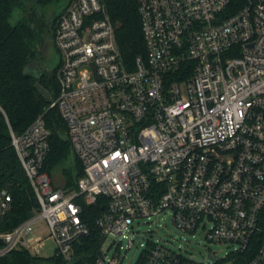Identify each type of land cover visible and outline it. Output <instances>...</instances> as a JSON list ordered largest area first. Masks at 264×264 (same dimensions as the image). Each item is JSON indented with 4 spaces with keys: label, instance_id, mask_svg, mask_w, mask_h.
<instances>
[{
    "label": "built area",
    "instance_id": "2783aa9c",
    "mask_svg": "<svg viewBox=\"0 0 264 264\" xmlns=\"http://www.w3.org/2000/svg\"><path fill=\"white\" fill-rule=\"evenodd\" d=\"M136 1L145 56L132 69L103 0H68L57 11L58 94L50 108L82 176L75 187L53 186L43 169L50 134L43 115L20 135L10 130L38 208L0 230V257L39 256L40 242L52 239V257L65 264H120L127 238V249L141 247L134 264H202L154 232L132 229L169 216L177 230L228 248L222 258L209 253L213 263L247 253L245 264H264V0ZM100 200L96 253L81 263L78 244L92 232L86 207ZM10 201L0 190V226ZM41 220L43 238L34 233ZM108 236L118 239L113 254L102 250Z\"/></svg>",
    "mask_w": 264,
    "mask_h": 264
},
{
    "label": "trees",
    "instance_id": "16d2710c",
    "mask_svg": "<svg viewBox=\"0 0 264 264\" xmlns=\"http://www.w3.org/2000/svg\"><path fill=\"white\" fill-rule=\"evenodd\" d=\"M63 0H0V190L10 194V207L2 220L0 230H8L32 216L38 203L33 189L11 145L10 130L20 135L33 121L43 115L49 130V152L43 169L50 175L60 173L68 187H75L82 176V166L73 155L67 137L66 126L55 107L50 103L58 94L57 67L42 70L36 78L29 66L39 59L40 46L52 40L55 16L44 20L46 11L63 6ZM106 11L114 25L116 45L125 65L132 69L138 56H145L140 17L136 0H103ZM23 16L14 24V11ZM51 13V12H50ZM49 13V14H50ZM39 83L49 94L50 100L35 88ZM68 165H72L71 169ZM98 201L88 220L91 235L81 240L77 253L81 263L90 260L96 253L98 231L94 219L104 209ZM251 254L234 255L231 264H245ZM0 264H65L61 258H43L26 250H14L0 257ZM217 264V263H215Z\"/></svg>",
    "mask_w": 264,
    "mask_h": 264
},
{
    "label": "rangeland",
    "instance_id": "374dc122",
    "mask_svg": "<svg viewBox=\"0 0 264 264\" xmlns=\"http://www.w3.org/2000/svg\"><path fill=\"white\" fill-rule=\"evenodd\" d=\"M66 0H63V3ZM62 6L56 8L57 11L61 9ZM55 8L50 11H46L44 20H48L50 12H54ZM21 10L14 11L11 17V23H16L22 16ZM44 52L43 46L39 48V56ZM59 53L56 49L49 45L41 59V66L45 71H51L57 67L59 63ZM70 169L72 165H68ZM159 216L158 222H148L145 220H140L139 223L134 222L132 225L133 231L139 233L154 232L156 235L164 238L168 241L169 247L177 249L178 247L186 256H194L199 261H203L202 264H215L208 260V254L213 253L219 258H222L228 251V248L224 244L211 243L208 242L204 236L200 233L189 234L181 232L175 228L172 224L169 216ZM163 218V219H162ZM161 225V226H160ZM35 235L40 237H45L46 230L44 221H40L35 225ZM118 242L117 238L108 236L102 245V250L108 254H113L116 251L115 244ZM143 242V239L141 240ZM121 249H119V260L120 264H134L135 260L138 258L141 251V247L137 242L134 241V246L131 249H127V238L121 239L120 242ZM36 253V252H34ZM55 253V245L52 239H45L38 245V255L43 258H50ZM222 264V263H217Z\"/></svg>",
    "mask_w": 264,
    "mask_h": 264
},
{
    "label": "water",
    "instance_id": "95a60500",
    "mask_svg": "<svg viewBox=\"0 0 264 264\" xmlns=\"http://www.w3.org/2000/svg\"><path fill=\"white\" fill-rule=\"evenodd\" d=\"M47 45V42L45 44V46ZM29 68L35 72V77L37 78L43 68L41 66V62L37 61V58L35 60H33V62L30 64ZM35 88L46 98V100H50V96L48 94V92L39 85V83H36L35 84ZM51 181H52V184L55 188H60V189H63L66 185V178L63 177L62 174L60 173H54L51 175ZM195 260H198L196 258H194ZM208 259L211 260V261H214L216 259V256H211V255H208Z\"/></svg>",
    "mask_w": 264,
    "mask_h": 264
},
{
    "label": "flooded vegetation",
    "instance_id": "af4514ba",
    "mask_svg": "<svg viewBox=\"0 0 264 264\" xmlns=\"http://www.w3.org/2000/svg\"><path fill=\"white\" fill-rule=\"evenodd\" d=\"M56 13H57V9L55 8V11L50 13V17L52 18V16H56ZM49 45H52V40L47 41V45L44 47V52H43V54H42L41 56H39V59L37 58V61L41 62V59H40V58L43 57V55H44V53H45V50H46V48H47Z\"/></svg>",
    "mask_w": 264,
    "mask_h": 264
}]
</instances>
